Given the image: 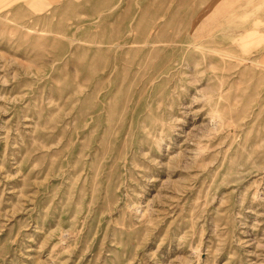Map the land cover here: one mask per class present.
Wrapping results in <instances>:
<instances>
[{
	"label": "rangeland",
	"instance_id": "obj_1",
	"mask_svg": "<svg viewBox=\"0 0 264 264\" xmlns=\"http://www.w3.org/2000/svg\"><path fill=\"white\" fill-rule=\"evenodd\" d=\"M0 264H264V0H0Z\"/></svg>",
	"mask_w": 264,
	"mask_h": 264
}]
</instances>
